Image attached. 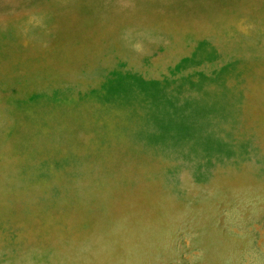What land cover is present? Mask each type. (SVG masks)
Here are the masks:
<instances>
[{
	"label": "rangeland",
	"instance_id": "obj_1",
	"mask_svg": "<svg viewBox=\"0 0 264 264\" xmlns=\"http://www.w3.org/2000/svg\"><path fill=\"white\" fill-rule=\"evenodd\" d=\"M0 264H264V0H0Z\"/></svg>",
	"mask_w": 264,
	"mask_h": 264
}]
</instances>
